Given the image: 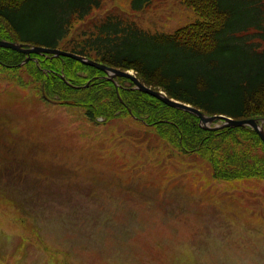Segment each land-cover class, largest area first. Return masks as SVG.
Here are the masks:
<instances>
[{"label":"rangeland","instance_id":"374dc122","mask_svg":"<svg viewBox=\"0 0 264 264\" xmlns=\"http://www.w3.org/2000/svg\"><path fill=\"white\" fill-rule=\"evenodd\" d=\"M113 15L165 34L202 19L182 0H107L92 19ZM37 94L0 76V264H264V179L216 178L154 126Z\"/></svg>","mask_w":264,"mask_h":264},{"label":"trees","instance_id":"16d2710c","mask_svg":"<svg viewBox=\"0 0 264 264\" xmlns=\"http://www.w3.org/2000/svg\"><path fill=\"white\" fill-rule=\"evenodd\" d=\"M106 1L0 0V38L59 48L76 32L69 42L72 52L123 71L135 70L143 84L164 90L170 98L208 115L264 119V0H182L202 19L171 34L143 30L115 15L95 24L94 12ZM133 1L141 10L153 2ZM90 18L92 28L78 32ZM130 39L135 44L125 48ZM30 57L21 66L27 54L0 47V76L37 91L41 101L84 109L94 123L100 117L105 122L134 118L131 109L139 118L134 119L156 127L161 138L205 155L216 178L264 179V142L254 129L205 130L194 114L131 89L128 78L116 79L122 85L118 94L115 83L94 66L44 53ZM61 74L82 88L68 85Z\"/></svg>","mask_w":264,"mask_h":264},{"label":"water","instance_id":"95a60500","mask_svg":"<svg viewBox=\"0 0 264 264\" xmlns=\"http://www.w3.org/2000/svg\"><path fill=\"white\" fill-rule=\"evenodd\" d=\"M0 47L3 48H8L12 50H16L19 52H22L24 54H27L28 58L25 59V61L21 64L24 65L25 63H28L31 59L30 55L33 53L36 54H52L53 56H65L69 58H73L77 61H80L86 65L94 66L98 68L99 70H102L106 74V78L108 80H111L115 83L118 94H119V88L121 85L116 82V78L118 77H125L130 79L135 86L132 89H136L139 91H142L144 93H147L158 100L162 101L166 105L177 108L189 113H192L196 115L200 119V126L206 130H211V131H219L225 128H236V127H250L254 129L261 139L264 141V119H244V120H237L233 119L231 117H227L225 115H208L207 113L201 111L200 109L187 104L180 102L178 100H175L173 98H170L165 92L155 90L151 87L146 86L143 84L136 76H134L132 73L129 71H123L121 69L115 68L108 66L106 64L100 63L98 61H94L86 56H82L79 54L75 53H69L62 51L58 48H47L43 46H31V45H25L20 42H12L10 40H5L0 38ZM61 77L65 80V82L73 86L74 88H81L82 86H76L72 84L69 80H67L66 76L64 74H61ZM91 82L86 84L83 87H88ZM121 98V97H120ZM122 100V99H121ZM123 101V100H122ZM129 112L133 114V111L129 109Z\"/></svg>","mask_w":264,"mask_h":264}]
</instances>
